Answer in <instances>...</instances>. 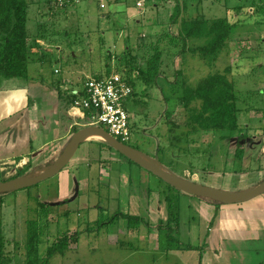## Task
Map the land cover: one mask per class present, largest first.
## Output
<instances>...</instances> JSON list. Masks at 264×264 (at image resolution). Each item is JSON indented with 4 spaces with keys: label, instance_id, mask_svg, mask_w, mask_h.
I'll return each instance as SVG.
<instances>
[{
    "label": "rangeland",
    "instance_id": "374dc122",
    "mask_svg": "<svg viewBox=\"0 0 264 264\" xmlns=\"http://www.w3.org/2000/svg\"><path fill=\"white\" fill-rule=\"evenodd\" d=\"M29 1L34 53L28 76L33 88L42 80L102 76L124 61L134 69L144 66L159 40L168 80L183 68L195 84L210 72L232 66L229 77L236 84L240 108L235 131H188L177 87L159 81L165 94L174 96L167 101L157 84L136 79V93L127 101L132 135L126 143L152 157L158 154L165 167L182 177L186 169L187 174L192 171L191 177L205 185L243 191L264 179V0H201L200 7V0H145L143 6L138 0H115L105 7L99 0ZM178 1L193 15L199 10L207 18L228 17L235 23L233 38L214 67L199 53L184 59L178 53L181 46L167 38L177 32L170 18ZM42 38L47 45L55 38L63 45L47 47L38 57ZM238 148L243 149L241 156ZM32 169L0 173V181L37 168ZM121 213L143 221L131 227ZM29 218L41 220L39 256L61 236L76 237L48 264L264 262V193L244 202L216 203L175 188L106 141L82 142L57 174L2 196L0 236L6 239V255L13 259L9 264H27Z\"/></svg>",
    "mask_w": 264,
    "mask_h": 264
},
{
    "label": "trees",
    "instance_id": "16d2710c",
    "mask_svg": "<svg viewBox=\"0 0 264 264\" xmlns=\"http://www.w3.org/2000/svg\"><path fill=\"white\" fill-rule=\"evenodd\" d=\"M200 3L201 0L199 7ZM29 5V0H0L1 79L28 78L29 61L33 58L34 53L30 45L32 36L28 29ZM195 12L197 14L193 15L194 12L190 13L186 4L183 5L178 1L175 12L170 18L171 23L178 25V30L175 36L170 34L167 38L174 41L177 46H181L178 53L183 54L184 59L188 53L192 55L199 53L210 67H214L221 51L227 46L230 38H233L232 29L235 23H232L228 17L207 18L199 10ZM237 40H241V38L238 37ZM160 41H158L156 50L147 59L144 66H138L134 69L129 67L127 61H124L118 63L117 68L113 71L128 79L133 86V95L137 90V81H143L149 85L157 84L167 101L174 96L170 97L169 94H165V89L159 84V81L163 80L170 83L172 88L177 87L176 96H178L186 112L185 125L190 132L235 131L239 126L240 108L236 84L229 77L232 66L226 67L223 71L210 72L195 84L183 71V68L177 70V75L173 80H168L163 75L161 67L165 48L160 49ZM129 49L131 48H128L126 53ZM110 72H106V74ZM86 79L83 81L85 82ZM71 101L73 103V100ZM87 115L90 114L87 113ZM80 128L82 127H74L72 134ZM243 138L244 135L239 136V139ZM237 153L241 156L243 149L238 148ZM54 161L55 159H52L50 164ZM19 175L20 173L16 176ZM9 192L13 191L0 192V202L2 196ZM207 199L222 203L208 197ZM118 215L126 218L131 227H135L143 221L142 217L138 215L133 216L126 213ZM40 221L35 218L27 220V264H48L53 255L64 253L69 248L72 239L76 238L74 235L65 234L47 247L44 256H39L37 244L41 230ZM5 240L4 236H0V264H9L13 260L5 253Z\"/></svg>",
    "mask_w": 264,
    "mask_h": 264
},
{
    "label": "crops",
    "instance_id": "0c3cea01",
    "mask_svg": "<svg viewBox=\"0 0 264 264\" xmlns=\"http://www.w3.org/2000/svg\"><path fill=\"white\" fill-rule=\"evenodd\" d=\"M107 1L115 2V0H99L100 6L105 7ZM175 25L177 31L178 25ZM38 41L40 42L37 43L38 57L44 54V49L47 47L61 49L60 45H63L60 39L56 38L51 39L48 45L44 38ZM78 51L74 52V57L78 55ZM55 72L60 73V69L56 68ZM91 74H83L78 79L63 77L58 82L42 80L43 82L38 83L36 88H33L34 82L29 76L0 78V173L2 175L20 172L23 168H37L33 172L46 168L50 165V161L56 159L64 150L72 136L73 128L86 126L85 116L80 109L72 107L71 100L76 98L77 90L83 89V79L95 77L94 73ZM57 88L62 92L57 94ZM50 108L51 113H48L47 109ZM85 141L102 143L106 140L95 133ZM262 151L264 153V148ZM186 170L184 177L199 181L194 176L191 177L192 171L188 170L189 174H187ZM250 188L252 187L249 186L244 190ZM137 210L139 212L138 208Z\"/></svg>",
    "mask_w": 264,
    "mask_h": 264
},
{
    "label": "water",
    "instance_id": "95a60500",
    "mask_svg": "<svg viewBox=\"0 0 264 264\" xmlns=\"http://www.w3.org/2000/svg\"><path fill=\"white\" fill-rule=\"evenodd\" d=\"M95 133L100 134L106 140V142H108L130 160L152 172L175 188L185 192L199 196H205L225 204L244 202L264 193V179L258 185L250 189L243 191H230L205 185L184 176L182 177L165 167L158 154L153 157L145 154L144 152H141L128 145L126 142L121 141L112 135L106 128L98 125L83 126L73 133L61 154L52 164L46 168H43L37 172H31L25 175H19L0 181V192L16 191L31 187L47 178L54 176L68 164L80 144Z\"/></svg>",
    "mask_w": 264,
    "mask_h": 264
},
{
    "label": "built area",
    "instance_id": "2783aa9c",
    "mask_svg": "<svg viewBox=\"0 0 264 264\" xmlns=\"http://www.w3.org/2000/svg\"><path fill=\"white\" fill-rule=\"evenodd\" d=\"M144 2L139 0L137 4L143 6ZM83 84V89L75 92L72 107L82 111L89 125H106L112 135L123 142L128 141L132 135V113L127 101L133 95V86L128 79L112 70L102 77H89Z\"/></svg>",
    "mask_w": 264,
    "mask_h": 264
},
{
    "label": "bare ground",
    "instance_id": "6f19581e",
    "mask_svg": "<svg viewBox=\"0 0 264 264\" xmlns=\"http://www.w3.org/2000/svg\"><path fill=\"white\" fill-rule=\"evenodd\" d=\"M100 135V134H99Z\"/></svg>",
    "mask_w": 264,
    "mask_h": 264
},
{
    "label": "clouds",
    "instance_id": "9594fccd",
    "mask_svg": "<svg viewBox=\"0 0 264 264\" xmlns=\"http://www.w3.org/2000/svg\"><path fill=\"white\" fill-rule=\"evenodd\" d=\"M87 126V125H86Z\"/></svg>",
    "mask_w": 264,
    "mask_h": 264
}]
</instances>
